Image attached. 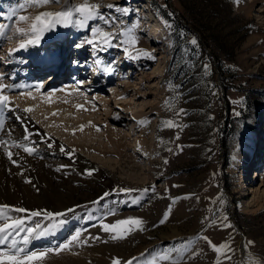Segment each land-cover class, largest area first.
I'll return each instance as SVG.
<instances>
[{
    "label": "rangeland",
    "instance_id": "rangeland-1",
    "mask_svg": "<svg viewBox=\"0 0 264 264\" xmlns=\"http://www.w3.org/2000/svg\"><path fill=\"white\" fill-rule=\"evenodd\" d=\"M25 1L33 3L0 0V47L26 40L10 33ZM69 2L100 5L102 18L86 21L83 27L69 24V45L61 42L59 33L51 40L58 42L56 50H71V57L61 61L64 67L52 64L25 81L18 73L30 68L24 66L29 62L26 53L11 67L10 54L0 49V82L16 87L11 101L32 90L46 96L65 87L81 95L75 103L85 112L63 106L40 111L33 101L29 106L35 115L41 114L43 125L35 124L45 136L63 142L70 154L82 155L84 168L93 170L95 165L100 170L79 178L83 184L76 197V221L64 236L27 251L53 249L47 260H70L87 256L91 247L107 245L105 255L88 264H113L117 258L121 264H264V0H60L31 6L32 12L24 13H56ZM120 8H127L128 14ZM11 9L15 15L8 19ZM141 17L158 25L166 38L150 37L145 30L153 28ZM97 29L116 38L106 45L93 37ZM128 30L137 44L118 45L127 39L119 34ZM32 46L27 44L25 51ZM118 47L131 63L122 81L128 83L123 96L118 75L109 82L96 79L86 62L75 58L87 55L90 62L103 50ZM145 51L156 59L143 56ZM28 83L30 89L24 86ZM169 120L172 126L165 123ZM88 121L93 126L80 131ZM102 171L106 178L99 176ZM72 215L49 219L42 230L52 234L59 221L67 222ZM129 218L143 224L126 226L131 231L122 239L114 240L116 233L103 230L104 224ZM205 236L217 247L227 243L229 249L215 251ZM65 244L69 248L59 251Z\"/></svg>",
    "mask_w": 264,
    "mask_h": 264
},
{
    "label": "bare ground",
    "instance_id": "bare-ground-1",
    "mask_svg": "<svg viewBox=\"0 0 264 264\" xmlns=\"http://www.w3.org/2000/svg\"><path fill=\"white\" fill-rule=\"evenodd\" d=\"M23 3L24 4L19 9L21 14H17L19 16H27L29 13H24L25 11L32 12V9H30L29 4L26 1ZM65 7L63 8V10L65 9ZM42 12L46 11L43 9L38 10L36 13H32L29 16V22H21L18 19V21L12 26L13 30L10 31L12 37L13 35L16 37H24L26 40L20 41L16 46L8 47L7 49L2 46L0 47V49H3V51L5 50L6 52L8 51V53L10 54V61H8L9 66H16L18 62L17 57L23 56L21 55V53L24 55L26 53L25 57L26 59H30V64H25L24 66L28 67L32 65L34 66V71L37 70L36 72L44 73L45 68H48V66H50L51 64L57 63L55 62V60H57V55H60V59H58L57 63V66L59 67L64 65V61L61 64V61L63 59L67 61V59L71 57V50L69 51L68 46H66V52L65 50L64 52H62V47L61 51H58L56 50L57 47L55 46V44L58 43L55 42V40L54 42L51 41L52 39H55V35L59 33V39L61 40V42L69 45V43L66 42L65 38L70 29L68 28V26L58 24L43 32L39 42L36 44H32L34 46L29 48H32V51H28V49L25 51L27 46L24 48L20 47L21 43H26L27 45V41L31 39L32 36L30 33L29 35L22 36L20 33L17 32V29L25 28L27 30L30 26V23L34 21V18ZM14 13V9L9 10V13L7 15L8 19L15 15ZM144 18L146 20L148 19L146 17ZM144 18L142 19L141 17L140 20L143 21L144 24H146ZM147 21L153 28V31L150 32L148 31L149 28L146 27L147 34L150 37H157L159 40H163L166 38L165 33L160 34L162 33V30L158 25L151 22L152 20L150 19H148ZM58 26L60 27L57 28ZM2 40H0V45ZM53 44L55 47H51L52 50L46 52L45 47ZM38 48L43 49V54L41 56H34V50ZM109 51L110 50L107 49L103 50V52H101V55L107 56ZM29 53L32 55H29ZM101 55H95L100 57H98L96 61H90L88 67L94 70L95 73L104 74V78H106L108 82L109 80L113 81L118 76H122V79L118 77L120 81L119 86L122 88L124 87V89H122L123 91L121 95L123 96L127 94L128 90L126 89V85H128V83L122 82L124 79V75H121L122 70L111 63L103 62L102 60H105L106 58H102ZM119 57L120 58H118L117 60H122L120 54ZM23 62H25V60H23ZM83 62L84 61L80 59V64ZM109 69H111V71H109ZM36 72L31 75H26V77L22 74L20 76L22 78L25 77V81H29V77H38L35 75ZM95 75L96 76L94 77L97 79L98 74ZM100 77L103 78V76L101 75ZM13 78L14 77H12V79ZM24 86L27 87L26 89H30L32 87L31 83L25 84ZM7 88L8 89H5L4 91V94L7 96L11 95L10 92L16 90V87H14V90L10 86ZM98 88L103 89L101 87ZM117 88L119 89V87ZM135 89H137V87H135ZM75 91L73 89L65 87L62 88L60 92L55 91L49 93L46 96H42L38 90H32L33 93L26 92L23 94V96H12L14 98V102L11 101V99V104L9 108L0 111V123L4 125L3 130H0V142H7L3 146H0V208H3V206L5 205L8 206L7 208H3V212H0V225L10 222V220L23 218L25 220V224L23 225L19 234H11L10 240L15 239L17 241V246L23 247L26 250H29L40 244H54L59 240V238L64 236V234L70 229L71 225L74 224V221H76L75 208L78 205L76 197L78 194H81L80 185L83 184V180L81 179L85 178L86 175L89 174V172H91L92 174H99L100 172L99 168L95 165H92L93 170H88L84 168L82 166V162L85 161V158H83L82 155L74 151L70 154L69 151H67L64 147L65 145L63 142L59 141L58 139H56L55 141L51 139V137L45 136V133L43 134L40 130V127H37L35 124V122H38L40 125H43V122L41 121L40 117L41 114L40 116H37L32 111L28 113L23 111L25 108H32L31 106H29L31 101L35 102L36 108H38V110L40 111L43 108L51 109L58 106H63L64 108L67 107L69 108V110L73 111L77 110L76 107L79 104H76L75 102L81 99V95L77 94V92ZM116 91L118 93L121 92V90ZM33 97L35 98L33 99ZM105 101L109 102L110 100L109 98H105ZM125 101L126 104L131 103L128 99H125ZM85 109L86 108L82 106L80 110L85 112ZM147 122L148 120L147 118H145L143 124ZM82 126L85 127L84 129L90 128L93 126V123L88 121ZM25 135H27L28 139H24ZM113 135L114 133H111L110 131L109 137H113ZM13 142H15L17 146L10 147ZM24 147L33 148V152L31 154L25 152L23 150ZM62 148L64 149L63 151L61 150ZM8 151H11L13 154L12 160L8 159ZM256 154L257 150L255 152L253 161L255 160ZM250 157L251 155L249 156V158ZM13 161H15V163ZM57 169H59V171H57ZM99 176H101L102 178H106L103 171L100 173ZM29 180L31 181V183L26 182ZM109 183H111V181H109ZM16 208H25L29 210V212L47 211L52 213H73V215L67 220V222H63L62 224L57 223V225L54 226L53 230L50 229L52 231V234L49 232V230H44L45 234L41 236H36L35 234H33V236L28 237V243L25 244L23 239L25 235V230L27 228H36L37 225L40 226L38 230H42L43 226L46 225L49 219L45 218L43 215L32 217L26 213L16 212L13 210ZM70 209L71 211H69ZM8 210H10V212H8ZM172 234V236H175L177 232L175 231ZM10 247V243L7 246L0 244V250H10ZM107 248V245L94 248L91 247V249L88 250V255L86 254L87 256L70 257V260L67 259V256L61 258H53L50 260L46 259V261L41 264H88V262L90 261H98L99 259H101L98 255H105V249ZM69 261L71 262L69 263Z\"/></svg>",
    "mask_w": 264,
    "mask_h": 264
},
{
    "label": "snow or ice",
    "instance_id": "snow-or-ice-1",
    "mask_svg": "<svg viewBox=\"0 0 264 264\" xmlns=\"http://www.w3.org/2000/svg\"><path fill=\"white\" fill-rule=\"evenodd\" d=\"M49 3H60V0H33V3L29 5L31 6H38V7H43ZM100 5L97 4H88L84 3L81 5H72L70 2L69 4L65 7L64 10L60 12H42L39 15H37L34 18V21L30 23L29 28L26 30L25 28H18L17 32L20 33L22 36L29 35L31 34L32 38L27 41V44H36L39 42L41 35L43 34L44 31L50 29L51 27H54L57 24H61L63 26H68L69 24L73 23H78L79 26L83 27L86 21H90L93 19H98L102 18L101 14H99ZM109 7H114V6H109ZM119 11L123 12L124 14H128V9L127 8H120ZM19 20L21 22H29V17L21 15L19 16ZM107 22V21H106ZM119 35L127 37L125 40H120L118 41L119 44H125V45H132L135 46L137 44L136 37L132 35L131 30L128 31H123ZM100 37L101 40L103 41L104 44L108 45L110 44V41L116 38V34L103 31L100 29H97L93 32V37ZM96 41L94 40H89L88 43L93 44ZM193 44H196V40H192ZM26 43H21L20 47L24 48L26 47ZM128 49L125 48V51ZM143 56L155 60L156 57L151 56L150 53L148 52H143ZM136 58V57H133ZM111 71V69H109ZM7 85H4L0 83V111L9 108L11 101L9 99V96L4 94L5 89L7 88ZM35 97H33L34 99ZM78 109H81L82 106L77 105ZM24 112L28 113L33 111L31 108H25L23 110ZM53 115H56V113H53ZM168 126H172L173 122L172 121H166L165 122ZM4 125L0 123V130H3ZM80 131L84 130V126H81ZM100 129L97 128V131ZM10 134V133H9ZM75 134V132L73 133ZM24 139H28L27 135H25ZM7 142H0V146H3ZM11 146H17L15 142H13ZM25 152L31 154L33 152V148L31 147H24L23 149ZM62 151L64 150L63 148L61 149ZM8 159L12 160L13 159V154L11 151H8ZM15 163V161H13ZM167 163V161H165ZM59 171V169H57ZM91 172H89V175ZM27 183H31V181H26ZM125 192H130L131 190L129 189H124ZM8 206L5 205L3 208H7ZM3 208H0V212H3ZM16 212L20 213H26L29 214L32 217H37L43 215L47 219H52L55 220L57 217L64 216L65 213H52V212H41V211H31L25 209V208H16L13 209ZM71 211V209L69 210ZM64 221H59V223H63ZM25 224V220L23 218H17L14 220H10V222L4 223L3 225H0V244L2 245H11L9 251H0V264H38V262H43L50 253H52L54 250L53 249H48L43 252H28L25 248L17 246V241L15 239L10 240V236L12 233H17L19 234L20 230L22 229L23 225ZM143 224V221L138 218H129V219H124L118 221L116 224L113 225H108L104 224L103 225V230L106 232H112L116 233V235H113L112 239H122L123 233L131 231L130 228L126 227L128 225H135L137 227L141 226ZM230 226V225H229ZM39 225H37L36 228H27L25 230V235L23 237L24 243H28V237L33 236L35 234L36 236H41L44 235L43 230H38ZM80 233H76L75 236L72 237V241L75 242L79 238ZM96 239H99V237H96ZM207 243L215 250V251H221V249H229V245L227 243L217 247L216 245L212 244L211 240L208 239V237H204ZM249 245H253V241L248 242ZM247 246V245H246ZM69 248L68 244H65L63 248L59 249V251H64ZM59 251H57L56 254H59ZM230 259V257H229ZM113 264H121V261L119 258L115 259L113 261ZM125 264H133L132 260H128L125 262Z\"/></svg>",
    "mask_w": 264,
    "mask_h": 264
},
{
    "label": "trees",
    "instance_id": "trees-1",
    "mask_svg": "<svg viewBox=\"0 0 264 264\" xmlns=\"http://www.w3.org/2000/svg\"><path fill=\"white\" fill-rule=\"evenodd\" d=\"M157 8H158V10H159V12H160V11H161V10H160V7H157ZM174 24H175V28H178L179 23H176V21H175ZM177 30H178V29H175V31H177ZM173 34H174V37H173V38L178 40V39H179V36L176 35L175 32H174Z\"/></svg>",
    "mask_w": 264,
    "mask_h": 264
}]
</instances>
